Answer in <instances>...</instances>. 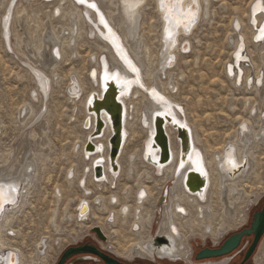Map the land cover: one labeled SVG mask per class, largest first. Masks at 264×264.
<instances>
[{
	"label": "bare ground",
	"instance_id": "obj_1",
	"mask_svg": "<svg viewBox=\"0 0 264 264\" xmlns=\"http://www.w3.org/2000/svg\"><path fill=\"white\" fill-rule=\"evenodd\" d=\"M84 1V3H79L78 0H42L37 3L36 0H0L1 50L4 54L13 53L19 61L18 71L12 73L11 78L17 79V82L26 78L27 82L33 85L32 88L30 87L28 102L22 104L12 116V122L19 131L28 127L30 130L24 132L22 135L24 138L16 148H9L5 153L0 151V188L3 190L2 196L5 201L0 207V255L5 254L6 251H14L17 255V264L45 263L44 254L47 248L45 240L39 241L34 246L35 258L25 260L23 251L14 244L20 236L16 221L26 213L28 207L32 208L31 198L36 194L39 178H44L43 175L46 174L47 167L45 166L49 160V113L46 109V113L41 109L53 93V86L57 87L63 81V77L60 78L56 72L57 65L63 61L65 63L73 61L74 55L81 57L77 50V42L84 34L92 40L95 49L87 55L89 66L87 81L84 83L80 75L71 71L67 74V84L64 88L66 100L73 105V109L81 103L83 116L81 123L89 119L88 130H85L82 125L84 140L81 144L77 143L76 150H74V154L79 155L83 163L82 170L79 173L74 166H71L64 174V181L68 186L78 185L80 189L79 205L73 216L74 221L76 223H84L86 220L95 221L92 227L99 229L107 240L117 239L121 233L118 230L129 226L132 238L129 237L128 242H125L129 246H119L116 243L123 252L119 250V247L117 249L119 251L111 252L117 258L128 261L134 258L150 261L168 259L172 262L185 261L186 264H192L190 263L192 260L189 259L191 247L188 237L183 232L184 229L199 230L203 227L201 238L212 237L215 244L227 230L225 226L218 229L212 227V218L215 216L213 203L210 202L212 195L217 196L221 214L230 219L229 222L242 221V223L246 221L247 213L246 210L244 211L245 207L240 206L250 205L251 202L257 203L261 197V193H250L249 182L252 176L256 175V167L261 162L260 159L256 160L254 153L259 147L264 148V84H262L264 81L259 79L260 86L254 84L259 74H264L262 72L264 69V40L257 39L261 31L256 32L264 18L263 14L257 16V13L264 7V0H259L253 6L252 11L250 8L256 0H250L246 6L247 11L235 16L237 21L234 18L230 19L225 40L233 39V42H231L232 47L228 58L222 62V80L214 79L213 71L209 69L210 84L215 85L221 93H227V102L237 103L242 112L246 113L244 117L236 118L237 125L233 136L229 137L223 146L214 148L212 154L201 145L195 129L186 119L188 116L186 112L178 109L180 104L175 100L177 79L173 77L180 57L187 55L190 51L189 37L200 21L209 14L208 0H195V8L193 0H178L177 6L173 9L168 0L165 2L164 0H152L159 24L157 26L159 28L158 49L152 67L149 65V50L146 43L143 44L144 38L140 34L141 17L150 0ZM160 1L163 2V8L160 7ZM88 3L94 4L95 8L89 7ZM166 4L169 5L168 8L165 7ZM49 6L52 7L50 15L47 11ZM35 9H38L37 13L46 11L47 18L42 25L37 24L32 31H27L29 26L26 21L29 16L27 12H33ZM190 9L196 11V18L192 21V25L189 24ZM168 10L172 13L169 16ZM97 14L103 15L106 23L116 32L123 50L136 68L137 76L144 87L143 90L138 87L134 75L113 49ZM251 14H254L253 26L249 24ZM55 18L63 19L67 22V26L65 28L63 26L54 27L51 20ZM234 22L238 23L239 32L234 31ZM247 30L250 31L248 35ZM256 34V40H253ZM240 42L243 49L240 56L247 59V66L244 63H238V59L235 65L233 62V54ZM92 56L93 60L90 59ZM227 65L231 67L230 71H227ZM237 70L241 73L236 82ZM251 71H254L255 78H252ZM103 73L108 77H115L116 81L122 80L130 83L128 94L120 95L118 99L124 108V135L116 161L117 174H113L109 167L108 140L112 132L109 121L103 114L101 118L105 128L99 138L92 140L96 149L95 153L88 156L84 154L87 139L94 130V116L87 114L86 103L91 94L96 93L100 96L102 83L100 77ZM250 77L252 82L248 84L251 87H248L246 82ZM152 89L162 95L165 100L160 102L149 97L148 91ZM238 92L242 95L236 96ZM37 102L40 104L39 108L35 105ZM231 109L232 107L229 106V110ZM157 112L167 113L178 125H187L190 130L193 143L192 152L181 169L178 168L179 145L175 139V132L169 125H166L165 131L169 139L171 162L156 167L143 159V153L146 150L149 151L153 135V115ZM135 114H139L137 121L145 137L140 150L125 155L130 142L140 138L139 135L134 134L133 130L132 132L130 130L136 119ZM228 146L233 148V154L225 151ZM151 157L154 161L157 159V155L153 152ZM195 158L199 159L195 160ZM233 160L235 167L232 165ZM244 161L246 163L242 165ZM99 165L102 166L103 174L101 179L96 180L93 168ZM239 165L240 169L237 170ZM136 171L140 172L137 178L135 177ZM188 171L205 175L207 187L201 197L192 195L185 189L184 179ZM39 173L42 176H39ZM123 173L127 179L135 178L136 185L133 193L131 186L127 184H121L122 186L117 188V183L120 182ZM149 180H152L151 182L157 189L154 200H152L151 190L144 185ZM44 183L49 186V174L45 177ZM107 186L115 191L109 192L108 197H105L102 190H105ZM12 188L15 190L11 191ZM59 188L56 187L53 191L57 202L62 197ZM166 188L168 190L166 201L158 207L161 191L163 192ZM91 193L93 194L90 195ZM130 194L134 198L133 206L129 202ZM237 206L241 209L238 210ZM158 211H160V218L152 236L153 219ZM104 213H107V216L103 220ZM144 231L146 234L141 237ZM157 240H163V242L157 245ZM225 263L227 262H209V264ZM261 264H264V257Z\"/></svg>",
	"mask_w": 264,
	"mask_h": 264
},
{
	"label": "rangeland",
	"instance_id": "obj_2",
	"mask_svg": "<svg viewBox=\"0 0 264 264\" xmlns=\"http://www.w3.org/2000/svg\"><path fill=\"white\" fill-rule=\"evenodd\" d=\"M36 1L39 3L42 0ZM249 1L250 0H208L209 3L207 5L209 14L200 21L192 34L193 36L191 35V37H189V42L191 43L190 51L187 55H182L180 57L174 71L173 77L177 79L176 83L178 84H176L177 90H175V92L177 91V94H175V100L178 101L182 110L188 115L186 119H188L191 126L195 129L203 148L210 154H212L214 148L223 146L228 141L229 137L233 136L237 125L236 118L246 115V113L242 112L241 107L237 103L227 102V93H221L215 85L210 84V75H208V73L211 68L214 79L222 80V62L224 59L228 58V53L232 47L231 42H233V39L225 40L227 36L226 33L229 30L230 19L234 18L236 20L237 14L241 15L245 13ZM51 9V6L47 9L49 15ZM145 10L140 21V34L144 38L143 44L146 43L149 50V65L152 67L158 49L157 33L159 31V28H157L159 24L156 14L154 13L152 0H150ZM37 12L38 9H35L33 12H27V15H29L26 20L29 23L27 31H32L35 25H42L43 22H45L47 18L46 11ZM245 20L246 18H244V21ZM51 22L54 27L63 26V28H65L67 26V22L63 19L55 18L51 20ZM249 32L250 31L247 30V35ZM77 44V50L81 57L78 58L74 55V60L67 62L68 64L63 61L57 65L56 72L60 78L63 77V81L58 85L59 87H56V85L53 86V93L45 101L41 109L42 112L45 111L44 113H46L47 110L49 113V160L45 166L47 167L46 174H49V186L44 183V179L47 176L44 174V178H39L35 196L31 198L32 208L28 207L26 213L16 221V226L20 229V236H18L14 244L16 246L19 245L24 253L26 261H28L29 258L32 260L35 258L36 252L34 253V246L37 245L39 241L45 240V242L47 241L46 245L49 244L50 247L45 245L47 248H45L44 264H53L56 258L66 248L82 242L87 235H91V231L94 228L92 227L95 222L93 220H86L84 223H76L74 221L73 216L79 205L78 198L80 196V189L78 185L68 186L64 181V174L69 167L74 166L79 173L82 170L83 163L79 155L74 154V150H76L77 145L81 144L84 140L83 124L81 123L83 118L81 103H78L76 108L73 109V105L67 102L64 95L65 84H67V74L74 71L80 75L82 81L86 83L87 71L89 69L87 65V55L95 50L92 40L88 39L84 34H82ZM152 53L153 55H151ZM90 59L93 60V56ZM17 64H19L18 58L13 53L7 52V54H4L0 44V126L4 125L0 127V151L2 153H5L9 148H16L23 140L24 137L22 135H24V132L30 130L28 127L23 131H19L12 122V116L17 112V109L22 104L28 102L31 92L30 89L33 86L31 82H27L26 78L21 82H17V79L11 78V74L18 71ZM262 72L264 73V69ZM251 73L255 75L254 71H251ZM236 94H238L236 96L242 95L239 92ZM35 105L37 108L40 107L39 102L35 103ZM229 106L232 107V111L229 110ZM138 116L139 114H135L136 119L130 130L131 132L133 130V132H135L134 134L139 135L140 138L132 143L130 142L127 148L129 149L130 147L134 150H125V155L135 150H140L143 138L145 137V134L140 129V123L137 121ZM134 123L137 124L135 125ZM254 155L256 160L260 159L261 162L259 166L256 167V175L252 176L249 182L251 185L250 193H261V197L257 203L251 202L250 205L246 204V206H240L241 208L245 207L244 211L246 210L247 213V219L244 223H242V221L229 222L230 219L221 214V207L218 204L217 196H211L210 202L213 203V211L215 212V216L212 218V227L214 229H218L221 226L227 227L225 234L219 239L218 243L228 235L247 228L250 224L252 213L259 211L262 206H264V148L259 147ZM136 172L135 177L137 178L140 176V172ZM39 176H42V174L39 173ZM135 181V178L127 179L125 173H123L120 182L117 183V188H120L122 186L121 184H127L131 186L133 193L136 185ZM151 181L152 180L146 181L144 185L151 190L152 200H154L157 195V189ZM56 187H60L59 190L62 195L58 202L54 199L53 195V191ZM102 191L104 196L108 197L109 192H113L115 189L107 186L106 189ZM161 193L160 195L162 197L163 192L161 191ZM92 194L93 193L90 195ZM130 197L131 199L129 202H131L133 206V195L130 194ZM240 207L237 206V209L240 210ZM106 216L107 213H104L103 220ZM159 218L160 213L154 215L151 230L152 236L156 231ZM202 228L203 227L199 230L193 228L189 231H187L188 228H186L183 231L189 239L188 242L191 247L189 259L192 260V262H190L192 264L195 262L193 259L194 255L202 250L204 246H216L218 244L214 243V238L212 237L208 236L204 239L201 238ZM118 231H121V233L117 236V239L110 238L107 240L106 238V242L100 246L110 252L119 249V246H129V244H125L126 241L128 242V240L132 238L130 237L129 226H126L125 229H119ZM143 233L141 237H144L146 234L145 231ZM116 243H118L119 246H117ZM119 250L123 252L121 248ZM263 257L264 236L256 248L251 264H261ZM136 259L144 260L142 258H134L133 260ZM158 260H161V262L157 264H165L164 259ZM154 261H157V259ZM178 262H180V264H186L185 261Z\"/></svg>",
	"mask_w": 264,
	"mask_h": 264
},
{
	"label": "water",
	"instance_id": "obj_3",
	"mask_svg": "<svg viewBox=\"0 0 264 264\" xmlns=\"http://www.w3.org/2000/svg\"><path fill=\"white\" fill-rule=\"evenodd\" d=\"M165 1L166 0H164V2ZM168 1L171 2L169 5L171 6L172 9L177 6L178 0H168ZM88 5L91 4L88 3ZM169 5L166 4L165 7L168 8ZM160 7L163 8L162 1H160ZM167 13L168 16L172 14L171 11L169 10L167 11ZM97 18L99 19L102 28L106 31L108 40L112 45L113 49L115 50L116 53H118L120 59L127 67V69L134 75L138 87L143 90L144 87L137 76V71L132 70L133 68H135V66L128 58L125 51L123 50L116 32L106 23L103 15L97 14ZM191 23L192 21L189 22V24ZM188 26L189 25H187V27ZM100 80L102 82L100 89L101 90L100 96H98L96 93H93L90 95L86 103L87 114L94 116V130L87 139L86 145L84 147V154L88 156L92 153H95L96 149L95 146L92 144V140H94L95 138H99L102 135L103 129L105 128V124L101 118L103 114L108 119L109 126L112 132V135L108 140L109 167H110V171L113 174H117L118 166L116 164V161L120 153V149L123 142V135H124L123 134L124 108L122 103L118 99L120 95L126 96L128 94L130 83L129 81H122V80L116 81L115 77H108L107 74L105 73L101 75ZM248 87L251 86L248 85ZM153 93H155V96L153 95ZM148 96L160 102H163L165 100L162 95H160L158 92H156L153 89L148 91ZM178 109L181 110L182 108L178 107ZM166 125H169L171 129L175 132V139L179 145L178 168L181 169L182 166L186 164L188 159L190 158V154L192 152V146H193L192 137L187 125H182V126L178 125V123L167 113L157 112L153 115V121H152L153 135L151 137L149 151L146 150L143 153V159L147 163H151L156 167H161L171 162L172 157L170 152L169 139L165 131ZM83 128L85 130L89 129V119H85L83 123ZM230 148L231 147L228 146L225 149V151L227 152V150H229ZM152 152L157 155V159L155 161L151 157ZM198 159L199 158H195V160ZM244 163H246V161H244L242 165ZM239 169H240V165L239 167H237V170ZM93 171H94V178L96 180L102 178V174H103L102 166L100 165L95 166L93 168ZM184 186L187 192H189L190 194L201 197L207 187V180L205 175L202 173L199 172L197 173L195 171H188L185 174ZM166 198H167V190L165 189L158 203V207H160L166 201ZM157 213H160V211H158ZM92 231L97 235V237L100 240L102 241L106 240L99 229L94 228L92 229ZM251 236L253 237V240L246 252L245 260L257 248L259 242L264 236V206H262V208L259 211L252 213L251 221L247 228H244L239 232L231 234L217 248H205L200 250L198 253L194 255V260L196 262H199L204 260L224 258L232 254L240 246L243 239L249 238ZM162 242L163 240H157L156 244L160 245ZM83 252H93V250H89L86 248H77V249L69 248L63 253L59 264L63 262L64 258L70 256L72 253H83ZM14 256L15 255L13 252H8L6 264H14L15 261ZM11 258L13 259V262H10Z\"/></svg>",
	"mask_w": 264,
	"mask_h": 264
},
{
	"label": "flooded vegetation",
	"instance_id": "obj_4",
	"mask_svg": "<svg viewBox=\"0 0 264 264\" xmlns=\"http://www.w3.org/2000/svg\"><path fill=\"white\" fill-rule=\"evenodd\" d=\"M230 236V235H228ZM227 236V237H228ZM227 237L225 239H227ZM18 239V238H17ZM222 239L220 243H218L216 246H204L203 249L205 248H217L219 247L222 242L225 240ZM253 240V237L245 238L242 240L240 246L230 255L221 258V259H211V260H204V261H199V262H194V264H209L214 263V262H221V261H226L227 263L225 264H251L252 257L256 251V249L253 251V253L245 260V255L246 252L251 245ZM106 241L100 240L97 235L91 231V235H87L85 239L78 243L75 244L71 247L66 248L53 262V264H59L63 253L69 249H77V248H86L89 250H93V252H83V253H72L70 256L64 258L63 262L61 264H157L161 262V260L157 261H145V259L142 261L140 259L128 261L125 259H120L117 258L114 254H112L110 251H107L103 249L100 245L104 244ZM18 245V244H17ZM19 246V245H18ZM20 248V247H19ZM21 250V248H20ZM11 251H6L5 254L0 255V264H6L7 261V253ZM14 264H17V255L14 251ZM34 249V253H35ZM226 259V260H225ZM12 260V258H11ZM10 260V262H11ZM165 264H179L180 262H172L168 259H164ZM13 262V261H12Z\"/></svg>",
	"mask_w": 264,
	"mask_h": 264
},
{
	"label": "snow or ice",
	"instance_id": "obj_5",
	"mask_svg": "<svg viewBox=\"0 0 264 264\" xmlns=\"http://www.w3.org/2000/svg\"><path fill=\"white\" fill-rule=\"evenodd\" d=\"M78 2H79V3H84V0H78ZM193 3H194V8H195V0H193ZM89 7L95 8V5H94V4H91V5H89ZM188 16L190 17L189 22L193 21V20L195 19V16H196V11H195L194 9H190L189 12H188ZM254 22H255V21H254ZM257 39H259V40H264V29H261V34H260V36H259ZM132 70H133V71H136L135 68H133ZM153 95L155 96V93H153ZM161 99H162V98H161ZM232 165H233V167L236 166L234 160L232 161ZM10 190H11V191H14L15 189L12 188V189H10ZM2 191H3L2 188H0V207H2V206H3V203L5 202V201H4V198H3V196H2Z\"/></svg>",
	"mask_w": 264,
	"mask_h": 264
}]
</instances>
